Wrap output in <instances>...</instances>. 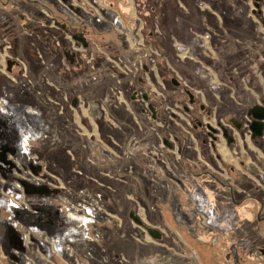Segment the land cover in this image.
Wrapping results in <instances>:
<instances>
[{
	"label": "crops",
	"instance_id": "0c3cea01",
	"mask_svg": "<svg viewBox=\"0 0 264 264\" xmlns=\"http://www.w3.org/2000/svg\"><path fill=\"white\" fill-rule=\"evenodd\" d=\"M196 2L197 0H190L189 6L195 15L187 16L183 27L176 19L162 16L159 10L162 0H14L9 7L7 6L8 10H3L8 13V18H5L8 21L0 20V28L5 33L9 32L15 39L14 52L24 56L26 68L14 61H7L4 66L0 64V153H5V158L0 157V166L11 169L12 177H14L12 170L19 166L18 161L35 168L39 179L26 180L27 192L47 199V207L56 213L55 217L62 223L65 232H68L66 228H69L68 215L70 213L74 215L76 211L65 201L70 196L64 191V187L58 184L62 178L44 171L42 168L48 167L47 164L42 160L37 162L28 154L33 148L31 143L33 136L40 135L32 132L40 128L41 138L45 136V131L49 132V123L44 126V120L46 121L45 117L50 114L54 122L56 120L63 122L64 117L60 114L64 112L58 108L61 102H65L64 89L68 88L73 106L78 102L76 98L78 94L85 100L96 101L102 98L104 89L101 83L91 81L96 75V70H91L85 62L87 50L91 45L88 43L84 46L86 50L82 54L71 50L68 42L64 40L65 30L72 33L73 37L75 34H82L84 37L92 34L100 42L102 50H93L95 65H98L96 67L98 72L104 69L105 75L109 76L114 66L102 53L116 56L122 52L121 49L127 48L129 40L125 31L134 39L142 41L143 38L151 39L154 43L158 40L157 45L162 49L163 58L174 53L175 48L171 45L169 48L167 42L162 41L166 36L155 32L154 27L168 29L170 37L177 36L178 32V36H181L183 28V37L194 38L208 20L203 17L205 7L208 5L204 3L206 5L204 8L201 7L202 12H196L194 9L196 6H193ZM66 3L77 12L80 23L78 26L74 24L70 12L66 10ZM175 4L179 3L175 0L172 5L178 6ZM255 6L254 12L260 14L262 11L260 4L255 2ZM42 7L54 15L62 29L27 22L24 13L40 17ZM240 17L244 18L246 24L226 29L224 26L226 20L223 16L220 20L223 26L218 27L219 57L213 62L223 82L218 100L213 98L209 90L210 85L192 74L194 62L190 63L192 66L190 71L184 70L190 85L203 92L200 96L186 89L189 103L194 106V110L192 108V114H189L188 122H185L193 139L187 147L186 144L181 147L183 153L181 164L184 169L178 173L173 170L169 161L171 155L167 151L153 156L143 152L144 156L138 158V162L142 161L139 170L129 168L127 162L121 164L123 167L121 172L137 185L142 198L146 200L150 194L155 198L152 206L147 207V211H151L150 215L158 211L162 214L161 222H169L172 228L182 230L185 236L190 235V232H198L206 234L203 239L209 241L210 245L223 242L226 246L225 256L235 263L239 260L245 264L246 260L253 256L255 264H264V219L258 216L264 201V142L262 134L258 135L249 130L250 123L254 121L259 122L264 129V34L257 30V19H250L244 13ZM241 19L239 18V21ZM262 22L264 23V19ZM6 23L9 24L7 30L3 25ZM164 33L166 34L165 31ZM195 48L193 46L192 50ZM41 57L47 62V66H42ZM64 58L69 63L68 68L63 64ZM163 58H159V64L164 63ZM171 61L175 66L181 65L177 58H171ZM67 69L74 71L73 75L67 74L69 75L67 80L65 78L61 80L62 77L59 75L63 76ZM78 69L85 73L76 77L74 74ZM45 74L51 82H45ZM173 79L175 78L169 79L170 84H180L179 81L174 83ZM167 87L168 94L175 98L174 89L171 85ZM37 89L41 94L36 92ZM132 99H135V96ZM214 104L217 107L216 114L211 109ZM66 110L70 113L68 109ZM186 110L189 113L190 108L187 107ZM127 111L124 108L125 114H128ZM74 114H79V111L76 110ZM256 115H262L263 118L259 119ZM126 116L128 118V115ZM212 117L221 126L224 136L223 142L216 145L210 142L209 132L217 130L205 122ZM51 124L53 126V123ZM69 124L68 128L74 130L71 123ZM170 125L174 130L177 129L173 123ZM54 129L56 136L51 140L45 136L46 140L50 141L43 143L42 150L63 151L64 154L68 150L82 146L79 135L73 133L74 143L66 145L69 143L60 134L58 125ZM232 148L242 152L236 159L230 154ZM10 154L13 158H10ZM228 155L230 157L227 158ZM69 157L71 167H75L74 156L71 157L69 154ZM227 160L233 163H227ZM48 165L51 166L49 162ZM218 171L221 175L217 173ZM74 173L75 169L70 175L74 176ZM222 173L226 176H222ZM53 182L58 186L53 185ZM176 205L177 207H174ZM14 209L15 216L12 221H19L22 224L18 215L25 212L15 207ZM183 218L186 224L182 221ZM17 229L22 231L20 228ZM14 235H19V232ZM71 240L66 239L63 246L71 244L73 246V239ZM194 258L195 256L191 257L192 260Z\"/></svg>",
	"mask_w": 264,
	"mask_h": 264
},
{
	"label": "rangeland",
	"instance_id": "374dc122",
	"mask_svg": "<svg viewBox=\"0 0 264 264\" xmlns=\"http://www.w3.org/2000/svg\"><path fill=\"white\" fill-rule=\"evenodd\" d=\"M176 1L179 4H175L178 6L174 7L172 3L175 0L173 2L162 0L159 10L162 16L176 19L183 27L186 17L195 13L189 6L190 0ZM13 2L14 0H0V20L8 21L5 19L8 18V13L6 14L7 11L3 10H8L9 4ZM255 2L260 4L262 9L260 14L254 12ZM204 3L208 5L207 8ZM193 6H196L194 7L196 12H202L201 7H205L206 13L203 12V17L208 18L207 23L203 24V28L194 38L183 37V28L181 36H178V32L177 36L170 37L168 29L154 27L155 32L166 36L162 41H166L169 48L171 46L175 48L174 53L163 58L162 49L157 45L158 40L154 43L151 39L143 38V41L134 39L125 31V35L129 36L127 48L121 49L122 52L116 56L102 53L104 58L114 66L109 76L105 75L104 69L98 72L96 68L98 65H95L93 50H102L100 42L92 34L85 37L91 45L87 50L85 62L91 70H96V75L91 81L101 83L104 87L103 96L99 100L88 101L78 94L76 97L78 102L76 106H73L66 88L64 89L65 102H61L58 108L59 111L64 112L60 114L64 117L63 122L62 120L54 122L51 114L45 117L46 121L44 120V126L49 123V132L45 131L46 138L51 140L56 136L54 128L58 125L60 134L69 143L66 145L74 143L73 133H75L81 138L82 146L68 150L64 154L63 151L42 150L43 143L50 140H46L44 135L41 138V129L38 128L32 133L40 135L33 136L31 142L33 148L28 151V154L37 162L42 160L44 164H47L48 167L42 168L44 171L62 178L58 184L62 185L64 191L70 196L65 201L76 212L74 215L72 213L68 215L69 228H66L68 232H65L62 223L55 217L56 213L47 207V199L27 192L26 180L39 179L35 168L18 161L19 166L12 170L14 171V177H12L11 169L0 166V264H244L239 260L235 263L225 256L226 246L223 242L210 245L209 241L203 239L206 234L198 232H190V235L185 236L182 230H175L169 222H161L162 214L158 211L150 215L151 211H147V207L152 206L155 198L151 194L146 197L148 202H152L148 204L141 197L142 193L137 185L121 172L123 169L121 164L127 162H129V168L139 170L142 167V161L138 162V158L144 156L143 152L153 156L161 155L166 151L171 155L169 161L173 170L177 173L183 170L181 147L183 144L187 147L193 139L189 128L185 126L189 114H192V108L194 110V106L192 107L189 103L186 89L200 96L203 93L199 88L190 85L184 70L190 71L192 69L190 63L194 62L192 74L210 85L209 90L213 98L218 100L223 82L213 62L219 57L218 27L223 26L220 22L222 17L225 16L226 29L237 28L245 23L244 18L240 17L244 13L250 19H257V30L264 34L262 22L264 0H197ZM65 8L70 12L74 24L78 26L80 23L77 12L68 3ZM41 9L45 10L44 16L36 17L30 13H24L23 16L29 23L33 22L39 26L57 30L62 29L48 9L45 7ZM257 16L258 18H254ZM179 22L178 25H180ZM3 25L7 30L9 24ZM254 27L253 23V29ZM14 40L9 32L5 33L0 28V64L4 66L3 64L7 61H14L26 68L24 56L14 52ZM64 40L68 42L70 49L78 54L86 50L84 45L66 30ZM193 46L196 47L195 50H192ZM159 58H163V64H159ZM171 58H177L182 66L179 64L175 66ZM40 60L42 66H47L43 57ZM63 64L68 68L69 63L66 58ZM73 73L74 71L67 69L63 76H59L62 77L61 80H67L69 76L67 74L73 75ZM84 73L85 71L78 69L74 75L78 77ZM45 77V82H51L49 77L47 79V74ZM170 78H175L180 84H177L178 86L170 84ZM167 85H171L174 89L175 98L168 94ZM39 91V89L36 90L38 94H41ZM145 94L148 96L147 99L144 97ZM133 96L135 99H132ZM181 96L184 97L181 98ZM187 107L190 108L189 113L186 110ZM124 108L128 110V114L124 113ZM216 108V104L212 105L214 114H216ZM65 109H68L70 113H67ZM76 110L79 114H74ZM206 121L212 124L214 122L218 129L221 128L214 117ZM69 123L74 129L73 132L68 128ZM169 123H173L177 129L174 130ZM107 130L109 132H106ZM216 136L217 139L212 136L213 145L224 140L223 134H216ZM262 139L264 142V137ZM92 141L93 144H91ZM45 153L48 155H43ZM69 154L75 158V167H71L69 163ZM230 154L236 159L242 152L232 148ZM9 156L13 158L12 154ZM227 163H233V161L227 160ZM174 165L176 167H173ZM73 169L76 173L71 176L70 172ZM223 175L226 176L225 173ZM63 177L67 179L64 180ZM79 178H82L81 181L78 180ZM52 184L58 186L57 183ZM14 207L25 212L18 215L22 224L19 221H12L15 216ZM258 216L264 219V201ZM182 221L186 224L184 218ZM16 227L22 231H18ZM154 231L158 233L157 237L153 235ZM18 232L19 235H14ZM25 238L28 243L24 240ZM66 239H73L74 245L63 246ZM190 256H195L196 259L192 260ZM254 262L252 256L250 260H246L245 264H255Z\"/></svg>",
	"mask_w": 264,
	"mask_h": 264
},
{
	"label": "water",
	"instance_id": "95a60500",
	"mask_svg": "<svg viewBox=\"0 0 264 264\" xmlns=\"http://www.w3.org/2000/svg\"><path fill=\"white\" fill-rule=\"evenodd\" d=\"M74 38L77 39V40H79L80 42H82L84 46H87V45H88V42L86 41V38H85L82 34H75V35H74ZM173 82H174V83H177V80H176V79H173ZM144 97H145V99H147V98H148L147 94H145ZM256 116H257V118H259V119L263 118L262 115H256ZM251 130H252L254 133H256V134L261 135V134H262V130H263V128H262V126H261V124H260L259 122L254 121V122L251 124ZM0 157H1V158H5V153H0ZM152 233H153V235H154L155 237L158 236V233H157L156 231H154V232H152Z\"/></svg>",
	"mask_w": 264,
	"mask_h": 264
},
{
	"label": "built area",
	"instance_id": "2783aa9c",
	"mask_svg": "<svg viewBox=\"0 0 264 264\" xmlns=\"http://www.w3.org/2000/svg\"><path fill=\"white\" fill-rule=\"evenodd\" d=\"M40 12H41V15L42 16H44L45 15V10L44 9H41L40 10ZM126 37H127V39L129 40V36H128V34L126 35ZM212 128H214V129H217V130H219V132H220V129H218V127H217V125L216 124H214V122H213V124L212 123H210L209 121H206ZM251 132V131H250ZM220 134H221V132H220ZM219 134V135H220ZM210 136V142L213 140V137H212V135H209ZM213 142V141H212ZM175 152H176V150H175ZM218 174H220L221 175V172H217ZM223 174V173H222ZM18 204V206H21V205H19V203H17ZM27 238H25V241L28 243V241L26 240Z\"/></svg>",
	"mask_w": 264,
	"mask_h": 264
},
{
	"label": "flooded vegetation",
	"instance_id": "af4514ba",
	"mask_svg": "<svg viewBox=\"0 0 264 264\" xmlns=\"http://www.w3.org/2000/svg\"><path fill=\"white\" fill-rule=\"evenodd\" d=\"M249 123H250V122H249ZM252 123H253V122L250 123V129H249L251 132H253V131L251 130V124H252ZM208 126H210V125L208 124ZM210 127H211V126H210ZM216 130H217V129H216ZM220 130H221V129H220ZM209 134H210V135L213 134L212 136H213L215 139H217L216 134L219 135L220 132H219V130H217V131H215V132H213V133H211V131H210ZM221 134H223L222 130H221ZM262 136L264 137V129L262 130ZM263 137H262V138H263Z\"/></svg>",
	"mask_w": 264,
	"mask_h": 264
},
{
	"label": "bare ground",
	"instance_id": "6f19581e",
	"mask_svg": "<svg viewBox=\"0 0 264 264\" xmlns=\"http://www.w3.org/2000/svg\"><path fill=\"white\" fill-rule=\"evenodd\" d=\"M198 147V146H197ZM215 152V151H214ZM181 155V154H180ZM202 157V156H201ZM208 165H210V164H208ZM213 168V167H212ZM140 210V209H139ZM141 221V220H140ZM142 222V221H141ZM146 225V224H145Z\"/></svg>",
	"mask_w": 264,
	"mask_h": 264
}]
</instances>
